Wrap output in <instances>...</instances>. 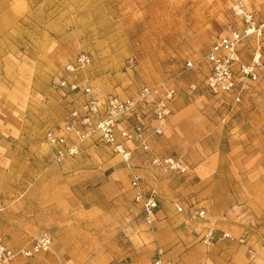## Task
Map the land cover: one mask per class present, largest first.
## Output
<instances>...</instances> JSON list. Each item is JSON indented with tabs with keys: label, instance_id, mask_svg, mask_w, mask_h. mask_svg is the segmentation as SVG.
Instances as JSON below:
<instances>
[{
	"label": "crops",
	"instance_id": "0c3cea01",
	"mask_svg": "<svg viewBox=\"0 0 264 264\" xmlns=\"http://www.w3.org/2000/svg\"><path fill=\"white\" fill-rule=\"evenodd\" d=\"M11 1L0 0V35L3 37L0 51L5 45V34L9 31L4 23L7 20L11 22V12L6 6ZM80 53L87 54H77ZM251 53L245 51L243 46L241 55L245 62L250 61ZM64 66L55 83L67 77ZM89 67L76 73V77L69 76V81L76 79V82L84 85L83 81L86 80L97 99L133 97L99 95L93 87ZM259 78L264 81V72ZM55 83L58 92L55 93L53 110L43 112L40 117L41 122L46 123L43 135H40L41 131L37 135L42 139L37 144L41 148L46 145V131L61 124L72 111L81 110L85 101L80 93L68 94L57 88ZM250 93L249 89L239 105ZM239 105L233 106V109ZM172 110H175V114L163 123L146 122L150 129L162 128L161 137L149 136L148 144L152 152L160 157L183 160L189 169L185 178L156 170L150 164L149 156L134 150V144H127V148L133 151L131 165L142 178L144 191L153 190L157 196L158 209L150 227L144 223L140 209L133 204L130 174L125 165L96 138L81 144L76 156L60 163L55 161L54 151L47 145L48 154L43 156L40 153L42 149H33L36 146L34 141H26L22 145L16 143L12 147L0 142V234L10 248L18 249L30 246L44 232H49L53 237L48 253L20 264H154L157 261L161 264H264V248L254 244V254L249 253L248 243H238L243 236L244 218L248 213L252 216L264 214V155L252 162L247 153V135L251 130L233 136L231 224L224 212V205L215 201L208 205V201L202 197H194L193 202H186V196L198 190L203 191L202 196H205L211 176L223 161L219 150L221 139L213 143L212 152L209 153L210 147L207 150L204 148L206 155L202 159L192 158L194 147L191 144L195 141L196 131L192 137L190 129L187 131L186 126L179 125H189L190 111L183 110V99L177 97ZM121 124L120 128L131 125L127 121ZM170 136L174 137L172 141L166 138ZM24 146L27 149L22 151ZM186 153L191 157L185 158ZM16 164L18 167L21 165L20 170ZM19 171L25 180L20 179ZM33 179H36L34 183ZM193 180L197 181V185L188 183ZM24 191L27 197L22 205H5L17 195V198H22ZM33 196L37 197V205H25L33 200ZM176 203L185 208L183 215L176 214ZM198 210L205 211L204 220L195 218ZM201 226L215 227L221 232L231 231L233 236L228 233L231 236L229 240L217 241L206 248L193 233L195 228Z\"/></svg>",
	"mask_w": 264,
	"mask_h": 264
},
{
	"label": "rangeland",
	"instance_id": "374dc122",
	"mask_svg": "<svg viewBox=\"0 0 264 264\" xmlns=\"http://www.w3.org/2000/svg\"><path fill=\"white\" fill-rule=\"evenodd\" d=\"M244 4L264 19V0H244ZM6 6L11 22L4 23L9 31L0 51L1 143L12 147L34 141L33 149L40 148L47 156L46 145L37 147L42 141L37 135L46 129L40 117L52 109L58 92L54 83L64 64L85 52L91 57L88 73L99 95L134 96L142 87L161 83L174 87L177 98L183 99V110L190 111L189 125H179L190 129L192 137L196 131L192 158L202 159L204 148L212 152L213 143L221 139L223 161L211 176L205 196L197 189L186 196V202L202 197L208 205L213 201L224 205L233 224V136L250 129L247 153L252 162L264 155V81L259 78L246 100L233 110L227 100L201 90L206 74L203 57L209 46L229 27L240 26L228 0H12ZM257 45L264 57V37L243 46L251 53ZM187 61L196 68L185 70ZM192 84L198 86L195 92L189 90ZM191 156L184 154L187 159ZM15 166L20 170L21 165ZM188 183L197 185L196 180ZM24 193L5 205H22ZM25 205H37V197ZM244 220L242 234L255 254L254 244L264 248V214L248 213ZM37 256L17 257L10 264L31 262Z\"/></svg>",
	"mask_w": 264,
	"mask_h": 264
},
{
	"label": "built area",
	"instance_id": "2783aa9c",
	"mask_svg": "<svg viewBox=\"0 0 264 264\" xmlns=\"http://www.w3.org/2000/svg\"><path fill=\"white\" fill-rule=\"evenodd\" d=\"M233 17L238 21L239 28L229 27L228 30L215 38L206 51L203 61L205 77L201 90L208 95L225 99L233 109L241 103L247 91L255 85L264 72V57L260 46L252 51L249 62H245L241 49L246 41H259L264 37V19H260L248 9L244 0H228ZM91 64L88 54H77L63 68L67 77L61 78L57 88L68 94H81L85 98L81 110L72 111L64 121L46 131L44 142L54 151L57 163L77 155L81 144L96 138L99 144L108 147L118 156L130 174V187L133 190V204L143 216L144 223L150 227L154 222V214L158 209V200L153 190L144 191L142 178L131 165L132 152L127 148L128 143L134 144V150L149 156L150 164L164 174L184 176L188 172L183 160L173 157H160L154 154L148 144L149 136L162 135L161 126L150 129L147 123H163L173 114L172 106L177 97V90L166 83L152 87H142L132 98L121 99L109 96L97 99L84 80V85L69 81L68 77H76ZM196 64L192 61L185 63V70H193ZM198 86L190 85V92H195ZM130 126L120 128L123 122ZM177 215H183L185 208L174 204ZM204 210L195 212V218L204 220ZM200 244L206 248L212 247L217 241L229 240L226 232H219L211 226H201L193 231ZM248 238L243 235L238 239L239 244H246ZM53 237L49 232L40 234L34 242L25 248L13 250L0 234V264H10L15 258L32 259L36 255L48 253L52 247ZM251 253V251H249ZM154 264H161L159 261Z\"/></svg>",
	"mask_w": 264,
	"mask_h": 264
}]
</instances>
